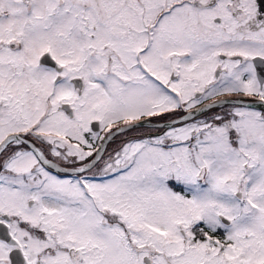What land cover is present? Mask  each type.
<instances>
[{
    "label": "snow or ice",
    "instance_id": "6c2138e0",
    "mask_svg": "<svg viewBox=\"0 0 264 264\" xmlns=\"http://www.w3.org/2000/svg\"><path fill=\"white\" fill-rule=\"evenodd\" d=\"M0 264H264V0H0Z\"/></svg>",
    "mask_w": 264,
    "mask_h": 264
}]
</instances>
